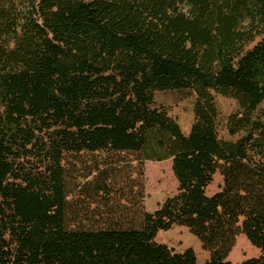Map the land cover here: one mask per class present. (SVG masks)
<instances>
[{
    "label": "trees",
    "instance_id": "obj_1",
    "mask_svg": "<svg viewBox=\"0 0 264 264\" xmlns=\"http://www.w3.org/2000/svg\"><path fill=\"white\" fill-rule=\"evenodd\" d=\"M157 92L196 95L187 135ZM263 101L264 0H0V264H264ZM99 151L171 160L176 194L141 228H69L63 163ZM174 226L207 261L156 241ZM239 235L258 257L228 261Z\"/></svg>",
    "mask_w": 264,
    "mask_h": 264
},
{
    "label": "rangeland",
    "instance_id": "obj_2",
    "mask_svg": "<svg viewBox=\"0 0 264 264\" xmlns=\"http://www.w3.org/2000/svg\"><path fill=\"white\" fill-rule=\"evenodd\" d=\"M219 115L218 135L225 141H236L243 133L230 136L227 120L241 114L238 103L231 98L212 93ZM196 95L191 92H157L156 105L176 121L184 135L194 122L193 106ZM264 119V101L255 116ZM38 171L39 162L27 164ZM67 191V224L71 229L141 228L144 215L153 213L167 198L176 194L177 182L171 160L144 161L140 154L129 152H83L69 156L63 163ZM220 175L216 174L207 194L218 191ZM156 241L183 252L192 248L199 263L208 259L199 241L185 227L174 226L159 232ZM259 256L244 235L237 237L228 256L233 263Z\"/></svg>",
    "mask_w": 264,
    "mask_h": 264
},
{
    "label": "crops",
    "instance_id": "obj_3",
    "mask_svg": "<svg viewBox=\"0 0 264 264\" xmlns=\"http://www.w3.org/2000/svg\"><path fill=\"white\" fill-rule=\"evenodd\" d=\"M215 177V176H214ZM221 183H222V179H221V177H220V180H219V185H221ZM219 185H218V187H219ZM209 188V187H208ZM207 188V189H208ZM206 192H207V190H206ZM214 193H211L209 196H211V195H213ZM208 195V194H207ZM240 236V235H239ZM236 240H237V238H236Z\"/></svg>",
    "mask_w": 264,
    "mask_h": 264
}]
</instances>
